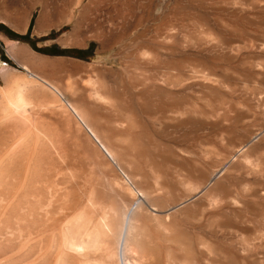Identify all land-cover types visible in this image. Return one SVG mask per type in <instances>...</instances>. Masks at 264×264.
<instances>
[{
    "label": "bare ground",
    "instance_id": "obj_1",
    "mask_svg": "<svg viewBox=\"0 0 264 264\" xmlns=\"http://www.w3.org/2000/svg\"><path fill=\"white\" fill-rule=\"evenodd\" d=\"M104 3L88 0L76 16L72 8L58 40L96 42L92 64L0 37L18 66L0 67V264H264L245 239L230 243L214 229L245 234L264 194L241 192L232 163L221 172L202 158L209 74L193 68L188 77L172 35L137 31ZM44 6L34 33L60 22ZM7 23L21 33L30 20ZM104 54L121 67L104 64ZM187 127L191 142L166 136ZM251 144L239 149L241 161Z\"/></svg>",
    "mask_w": 264,
    "mask_h": 264
},
{
    "label": "rangeland",
    "instance_id": "obj_2",
    "mask_svg": "<svg viewBox=\"0 0 264 264\" xmlns=\"http://www.w3.org/2000/svg\"><path fill=\"white\" fill-rule=\"evenodd\" d=\"M76 1L0 0V37L28 45L40 55L92 64L98 61L99 46L96 42L88 41L84 47L71 48L58 43L59 38L71 29L70 25L63 23ZM104 1L111 10L114 6V9L121 10L127 16L130 26L135 29L137 27V31L145 30L150 37L157 33L161 35L159 39L165 32L169 37L172 35V39H169L176 54L173 57L184 60L186 74H190L188 77L192 76L194 69L209 74L208 79L212 80L206 82L202 101L205 118L198 144L202 158L205 162L215 163L218 168L215 170L221 172L225 165L232 163L234 174L240 180L238 188L241 192L264 194V144L256 142L262 130L260 127L264 124V0ZM87 2L82 0L78 7L73 8L75 16L84 11ZM43 6L54 13L60 22L44 34L34 33L35 18ZM85 10L87 13V8ZM24 14L30 20L28 29L21 33L14 31L7 21ZM102 62H109L117 69L122 64L117 56L110 54H104ZM7 64L18 68L0 43V67ZM246 130L252 131L250 137H247ZM191 131L187 127L184 131H170L166 136L180 140L182 134L186 133L191 142ZM247 142H254L255 148L252 157L242 162L239 149L253 146ZM252 163L255 167L251 169ZM251 206L254 209L253 215L246 223L248 230L242 233L246 237L232 226L214 229L219 238L234 241L228 240L230 243L245 239L244 242L255 250L254 254L263 259L258 260L264 262V210L261 205Z\"/></svg>",
    "mask_w": 264,
    "mask_h": 264
}]
</instances>
